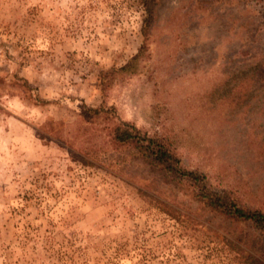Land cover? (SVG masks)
<instances>
[{"label": "rangeland", "instance_id": "obj_1", "mask_svg": "<svg viewBox=\"0 0 264 264\" xmlns=\"http://www.w3.org/2000/svg\"><path fill=\"white\" fill-rule=\"evenodd\" d=\"M119 121L264 212V0H0V264H264Z\"/></svg>", "mask_w": 264, "mask_h": 264}, {"label": "trees", "instance_id": "obj_2", "mask_svg": "<svg viewBox=\"0 0 264 264\" xmlns=\"http://www.w3.org/2000/svg\"><path fill=\"white\" fill-rule=\"evenodd\" d=\"M148 3L149 0H146L147 6ZM150 19L151 15L147 10L144 20L146 25L149 24ZM89 111L95 115L100 112ZM110 134L111 142L117 146H130L138 159L161 172L169 182L177 185L189 184L193 187V197L197 202L235 222L250 223L264 235V212L245 206L240 199L226 192L214 190L205 182L202 175L182 165L180 158L164 141V138L142 134L134 125L124 121L114 124Z\"/></svg>", "mask_w": 264, "mask_h": 264}]
</instances>
